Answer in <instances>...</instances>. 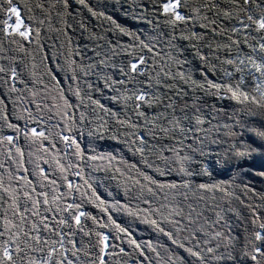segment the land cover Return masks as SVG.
Instances as JSON below:
<instances>
[{
	"label": "trees",
	"instance_id": "1",
	"mask_svg": "<svg viewBox=\"0 0 264 264\" xmlns=\"http://www.w3.org/2000/svg\"><path fill=\"white\" fill-rule=\"evenodd\" d=\"M19 2L21 15L28 17L24 23L32 28V32L30 40L15 35V40L20 43L11 42L12 37L0 33V67L8 70L0 73V99L4 101L0 105L3 110L0 115L7 116V121L0 119V141H3L0 143V164L4 166L0 168V175H3L6 185L11 173L14 187L19 186L29 192L34 187V199L37 193H48L49 204H41L40 211L49 218L58 216L54 210L44 211L45 208L55 209L56 205L51 202L53 196L62 197L58 201L61 207L73 201L82 205V210L89 214L85 232H91V235L76 231L73 239L83 251L78 253V261L73 258L75 264H91L92 261L98 264L101 255L106 264H167L169 257L176 264H190L194 258L153 226L150 223L152 220H156L166 232H172L186 247L198 241L202 249L216 247V242L208 240L211 235L202 236L204 227L209 230L208 234L215 235L217 231H223L219 226L225 222L232 227L224 228L226 233L232 237L240 236V241L234 244V260L216 261L212 254H206V264H252L241 252L245 237L254 228L258 229V225L251 223L253 209L264 222V210L256 207L258 202H254L258 199L264 204V175L259 174L264 172V140L255 135L256 131L264 130V109L250 100L239 103L229 98L230 93L213 95L211 93L215 89L206 91L207 85L205 88L199 85L204 82L205 74L212 82L224 84H235L243 75L242 90L259 100L260 92L255 87L259 81L247 71L236 72L235 66L225 61L237 55L243 58L251 54L249 45L256 43L252 37L258 39L264 33L252 32L247 44L243 42L242 32L234 34L231 30L239 27L238 19L244 13L238 12L231 0H214L217 9L209 11L203 8L200 18L188 24L178 22L175 28L167 23L168 16L163 13L165 0H86L87 6L78 3V0H69L68 8L57 0ZM41 2L45 3V10L35 7ZM197 3L199 0H190L192 7ZM89 8L97 13L103 12L104 16H93ZM217 10L219 15H216ZM180 11L188 10L181 8ZM224 11H232L233 15L224 17ZM204 15L217 20L220 34L201 26ZM109 16L115 23L107 19ZM3 18L4 14H0V20ZM12 19L15 20V17ZM117 25L134 35H125ZM193 33L199 38L192 36ZM149 37L152 38L154 52L144 50L147 59L145 74L137 77L143 82L137 86L154 97L151 107L141 109L145 112V119V116L137 115V102L125 98L129 92L125 91L124 85H109L112 80L124 79L119 69L127 67L131 59L128 53H139L136 47L139 40L148 42ZM237 39L241 41L239 48L232 44V40ZM12 68L17 72L15 81L10 79ZM229 72L233 73L231 77L227 75ZM180 73H183V78ZM255 75L258 77L259 73ZM13 85L15 91L12 90ZM127 88L132 89L133 85L128 84ZM261 91H264V84ZM65 99L71 107L65 104ZM236 111L240 115L226 118L227 114ZM219 115L225 117L221 119ZM198 117L203 123H196ZM9 122L22 130L19 135L8 127ZM218 122H238L243 128L246 126L248 134L245 139L241 141L239 137L237 142L228 140L226 143L228 148L237 143L247 144L254 151L244 158H232L231 164L228 162L227 167H222L220 153L224 150L223 146L218 145V148L213 144L211 147L213 141L210 139L197 146L204 139L201 132H207ZM25 128L29 130L27 137L23 133ZM32 128L38 132L43 130L47 139L32 136ZM162 128H169L170 131L162 132ZM142 135L147 137L148 142L143 153L136 151L140 146L138 138ZM8 136L14 138L12 144L4 139ZM65 136L69 138L67 141L63 139ZM73 140L75 143H72ZM189 146L202 148L205 154L193 153ZM17 148L23 156L16 151ZM115 151H125L129 154L127 160L134 158L144 164L151 170L147 175L158 182H175L178 185L185 181L175 177V174H180V164L170 163L168 175H161V169L156 165L160 164L162 157L177 159L176 153L192 155L193 162L185 164L193 172V176H186L191 186L156 190L143 179V174H146L144 167L142 175L141 171L127 169ZM146 162L152 163L153 167H148ZM205 166L209 174L202 171ZM20 177H26L31 185H26ZM215 179L228 180L231 186L228 183H225L226 187L221 185L222 189H228L226 194L230 192L229 195L240 202L248 201L238 207L227 202L224 207L221 202V212H215L209 201L213 191L199 188L202 183L211 185V180ZM137 180L140 184L136 183ZM141 184L145 187L141 188ZM149 187L153 191L149 192ZM25 200L21 197L22 208ZM123 200L128 202L118 206ZM27 203L31 209V201ZM235 203L240 205L237 200ZM5 208L7 205L0 207V216ZM226 210L241 216L246 214L245 224L248 225L244 227L245 236L241 234V228L231 226L233 222H229L230 218L224 213ZM176 212H182L183 218L175 217ZM189 213L195 221L193 224L188 223ZM216 215H220L218 225ZM91 216L96 217V222ZM204 216H207V222H204ZM37 219L29 213V220ZM173 220H181L180 229L174 226ZM15 222L19 223V220ZM239 224L242 225V221ZM209 225L211 228H208ZM64 231L69 230L65 228ZM194 231L198 239H189ZM96 232L108 236L109 247L104 253H100ZM43 235L51 234L45 231ZM5 238H0V241ZM21 239H24L23 233ZM132 240L141 248L137 249L130 243ZM203 241L209 242L208 245H201ZM149 244L151 248L147 247ZM221 244L217 254L224 251L223 242ZM68 247L71 248V245Z\"/></svg>",
	"mask_w": 264,
	"mask_h": 264
},
{
	"label": "snow or ice",
	"instance_id": "2",
	"mask_svg": "<svg viewBox=\"0 0 264 264\" xmlns=\"http://www.w3.org/2000/svg\"><path fill=\"white\" fill-rule=\"evenodd\" d=\"M234 8L240 12L244 13L243 17L238 19L239 27L232 28V32L235 33H243L244 34V43H248V38L251 36L252 32H256L258 34L264 33V0H231ZM57 3H63L65 8H68L69 0H57ZM78 3L87 6L86 0H78ZM254 6V7H250ZM54 6V5H53ZM36 8L45 10V3H37ZM187 9L188 11L181 12L180 9ZM203 8H207L209 11H213V9H217V5L214 3V0H199V3L196 4L195 7L190 5V0H165L163 3V13L168 16L167 23L170 24L173 28L177 27L178 22H182L184 24H188L191 21L197 20L201 17V11ZM89 11L92 12L93 16H104L103 12L97 13L89 8ZM22 9L20 7L19 0H0V14H4V18L0 20V33H6L9 37H12L13 43H20L15 40V35H19L24 40H30V34L32 32V28L29 25L24 23V20L28 17L21 15ZM216 15H219V11L217 10ZM233 15L232 11H224V17H231ZM13 16L15 20H13ZM108 20L112 21V18L107 17ZM204 23L201 25L206 29H210L215 34H220L218 32V25L216 19H209L207 15L202 17ZM115 23V21H112ZM43 24V21H40ZM119 30L125 35H134L133 33L127 32L124 28L117 25ZM23 28L24 30H21ZM251 30V31H249ZM36 35H39L37 31ZM197 39L195 33L192 34ZM139 39V37H136ZM192 38V37H186ZM231 39V38H230ZM253 40L256 41L255 44H250L249 47L251 49V54H246L243 58L237 55L234 59H227L225 62L234 65L235 71L239 73H244L247 71L248 75L252 76L254 80H258L259 82L256 84V90L260 92V99L258 100L256 96H249L246 91L242 90V86L244 84V76L241 75L239 80L235 83H214L207 78L205 74V80L199 86L201 88H205L206 91H210L211 89H215V92H212L213 95H219L222 92L230 93L231 96L229 98L236 100L239 103H246L249 100L251 103L256 104L260 109H264V91H261V85L264 84V35H259V38L253 36ZM148 42L145 40H139V44L136 46L139 49V53L129 52V56L131 59L128 61L127 67L121 66L119 71L124 76V79L121 80H112L109 86L120 84L125 86V91L129 92V95L125 98L128 100H135L137 103L135 104V108L137 109V115L145 116V112L141 111L145 106L151 107L154 102V97L150 95V93L143 90L142 87H138L137 85L142 84L143 82L137 80L138 76H143L145 74V69L147 66L146 55L144 54V50L147 52H154V46L151 43L152 38H147ZM241 41L239 39L232 40V44L236 45L239 48ZM21 47L23 45L21 44ZM205 59V57H202ZM254 70V71H253ZM8 70L4 67H0V73H5ZM259 73L257 77L255 74ZM183 78V73H180ZM228 76H232L233 73H227ZM17 78V72L15 68L11 69L10 79L15 81ZM195 83V82H193ZM132 84L133 88L128 89L127 85ZM12 90L15 91L14 85L12 86ZM63 98V97H61ZM65 104L68 107L71 105L65 99ZM98 103V102H97ZM4 101L0 99V105H3ZM39 108V105H37ZM103 108V105H100ZM171 107V105H169ZM3 110L0 109V112ZM0 119H4L7 121L6 115H0ZM35 119V118H33ZM145 119L147 117L145 116ZM178 123V122H177ZM197 124L203 123V121L198 117L196 120ZM135 127V125H132ZM8 127L13 129L18 135L21 133V129L9 122ZM227 131L225 135H235L232 132L231 126L226 125ZM162 132L168 133L170 131L169 128H162ZM180 131L183 133L184 129L181 128ZM191 131V130H189ZM24 135L27 137L29 135V130L27 128L23 129ZM30 134L32 136L44 137L45 132L43 130L37 131L36 128H32L30 130ZM153 135H155L153 133ZM255 135L259 137L261 140H264V130H258L255 132ZM18 138V136H17ZM9 144L13 143V137L8 136L4 138ZM65 141L69 138L67 136L63 137ZM139 147L136 151L143 153L144 149L148 146L147 137L140 136L139 138ZM135 142V141H134ZM216 141H213L215 143ZM3 143V141H0ZM75 143V140L72 141ZM182 143V141H181ZM70 147V145H66ZM77 149H79V145H76ZM191 152L196 153L199 152L201 155H204V151L202 148L189 146ZM21 156L23 153L19 148L16 149ZM254 149L247 144L237 143L230 147L229 156L230 158H244L250 155ZM9 156H11V152H9ZM177 159H170L168 157H162L160 164L156 165L158 169H161V175L170 174L169 164L170 163H179L180 168L179 171L181 174L191 177L193 176V172L189 171L187 167H185L186 163H191L194 160L192 155H183L181 156L179 153H176ZM148 167H153L152 163L146 162ZM3 164H0V168H3ZM164 169H169L168 171H164ZM26 172L27 169H24ZM202 171L205 174H209L207 172V167H203ZM44 170L41 169V173ZM199 175L200 173H196ZM260 175H264V172L259 173ZM9 183L6 185L4 181L3 175H0V207L3 205H7V208L4 209L3 215L0 216V238H4L0 241V264H75V261L79 260L78 253L83 251V248L77 247V242L73 237L76 235V231H80L85 233V235H91V232H85V224L87 219L89 218V214L82 210V205L73 201L72 203H67L63 207L58 203L59 200L62 199L60 196H53L51 202L56 205L55 209L45 208V213L49 211H55L58 216H53L49 218L46 214L42 215L40 211L41 204L48 205L49 204V196L46 192L37 193V198L34 199L32 193L36 192V189L33 187L31 192L27 190H21L19 186H13L11 183L12 174L9 173ZM47 179V176H44ZM20 179H24L26 181V185H31V181L27 180L26 177H20ZM143 179L148 181L149 184L157 185L159 188H177L184 187L189 188L190 182L183 181L181 184H177L175 182L172 183H159L152 176L143 174ZM53 183H55L53 181ZM137 184H140V181H136ZM71 187V185H69ZM145 185L141 184V188H144ZM200 189L209 190L210 188H221V185H208V184H200ZM148 191H153L152 188H148ZM21 197L26 198L24 206L22 208L20 204ZM39 197H42L41 200ZM28 201H31V209L28 206ZM34 209V210H32ZM10 210V211H9ZM194 211V209H193ZM29 213L33 217H37V220H29ZM176 216L182 217V212H176ZM11 216V218H10ZM252 221L251 223L254 226L258 225V229L254 228L248 236L245 237V243L242 249L241 254L250 260L252 264H264V222H261V217L252 210ZM83 218V222H82ZM94 222H96V217H90ZM19 220V223H16V220ZM111 219V217H109ZM51 221V222H49ZM177 229L181 228V220H173L171 221ZM150 223L157 227L158 230L169 237L173 244L177 245L179 248H183L189 256L193 257L194 260L190 262V264H206V254H212L213 259L216 261H232L234 260L233 252L235 251L234 238L231 235H225L221 231H217L215 233V237L217 239L224 241V251L217 254L220 245L214 247H207L206 249H202L197 241L195 244L186 247L183 242H181L172 232H166L163 227L157 223L156 220L150 221ZM188 223L193 224L195 221L192 219L191 213L188 216ZM104 227L105 225H100ZM27 228V230H25ZM67 228L69 231L65 232L64 229ZM15 229V231H13ZM124 231L123 229H120ZM48 232L50 236H44L43 232ZM21 233H23L24 239H21ZM196 232H192L190 234L189 239H194L196 236ZM95 235L99 237L97 240V245L100 246V253H104L105 250L109 247L107 241L108 236L103 235L100 232H96ZM130 243L134 244L137 249L141 248V245L137 244L134 240L130 241ZM71 245V248L68 247ZM147 247L151 248V244L147 245ZM124 252V249L120 250ZM155 251V249H153ZM35 253H41L42 255H35ZM85 255H88L85 252ZM141 255H143V250L141 251ZM75 258V261L74 259ZM147 259V258H146ZM183 258H181L182 260ZM91 264H96V261H92ZM98 264H106L103 259V255L98 257ZM167 264H176V261L173 260L172 257L168 258Z\"/></svg>",
	"mask_w": 264,
	"mask_h": 264
},
{
	"label": "rangeland",
	"instance_id": "3",
	"mask_svg": "<svg viewBox=\"0 0 264 264\" xmlns=\"http://www.w3.org/2000/svg\"><path fill=\"white\" fill-rule=\"evenodd\" d=\"M240 112L239 111H236V113H233V112H230L229 114H227V117L226 118H234V117H237L236 116V114L237 115H240L239 114ZM235 114V115H234ZM225 117V116H224ZM222 115H219V118H224ZM220 120V119H219ZM226 125H228V126H231V129H232V132L233 133H235V135H225V133H226V131H227V128L225 127ZM246 126H244V128H243V126L240 124V123H238V122H234L233 124H231V123H229V124H226V123H217V124H215L211 129H209V130H207V132H206V130L204 131V132H201V135L203 136V138L204 139H202L200 142H198L197 143V146H199L200 145V143L202 142V143H204V140L206 139V140H211V142L212 141H216L215 143H210V145H211V147L212 146H214L215 145V147H218V145H220V146H223L224 147V150H222V152L220 153L221 155V158H222V164H221V166L222 167H227V165H228V162H229V164H231L232 163V161H233V159L232 158H230V156H229V151L228 150H230V148H228V145H227V141L228 140H235L236 142H237V140L239 139V137L241 138V141H242V138L243 139H245V136L248 134L247 132H246ZM208 134V135H207ZM214 144V145H213ZM209 145V146H210ZM225 146H227V147H225ZM194 147V146H193ZM230 147V146H229ZM219 148V147H218ZM116 153H117V155L120 157V158H122V161L123 162H125V165H126V168L127 169H133V170H135L136 172L137 171H141V175L143 174L142 172H143V165L144 164H142V163H140V162H137L136 160L137 159H134V158H132V160H127V157L129 156V154L127 153V152H125V151H123V152H120V153H118L117 151H115ZM109 155H111V153H109ZM114 156V155H113ZM131 157H133V156H131ZM175 164H178L179 165V163L177 162V163H174L173 165H175ZM144 169H145V172H146V174H148V173H150L151 172V170L150 169H148V168H145L144 167ZM228 174H229V176H230V173L228 172V171H226ZM175 177H176V179H178V180H185L186 181V176L185 175H183V174H175ZM229 180H231L230 178H229ZM224 181V180H223ZM222 180H220V179H218V180H211V185H223V187H226L227 185L225 184V183H228V185H230V183L228 182V180L227 181H224L223 182ZM159 183H161V182H159ZM231 186V185H230ZM151 187H154V189H161V188H159V187H157V185H151ZM211 189V191H213L212 193H214V191L216 190V191H220L221 189H217V188H210ZM227 190L228 189H222L221 191H223V192H216L215 191V195L213 196V194L211 193L210 194V203H211V205L215 208L214 210H215V212H221L220 210H221V208H220V206H219V204L221 203V202H223V205H224V207H226L225 206V204H226V202H227V204L228 205H234V206H241V205H243V204H245V202L244 201H248V199H245L244 201H242V202H240L241 200H239V199H234L233 198V196L232 195H229L230 194V192H229V194H226L227 193ZM261 193V192H260ZM260 195V194H259ZM232 199H234V200H232ZM238 201L239 203H240V205L238 204V203H235L234 204V201ZM126 202H128V200H123V202H121L122 204H118V206H120V205H124ZM244 202V203H243ZM254 202H258V204H256V207H259V208H261V210H264V204H262V203H260V202H262L261 200H258V199H256ZM248 206H251L250 204L248 205ZM244 207V206H243ZM236 208V207H235ZM248 208V207H247ZM213 210V211H214ZM183 212H184V210H182ZM224 213H227V217H229L230 218V223H232L233 222V224H231V226L232 225H234V227H238V229H240L241 228V234L243 233L244 234V236H245V229H244V227H246L248 224H245L246 223V214H244V216L242 215H240L239 213H236L235 211H227L226 210V212H224ZM223 213V214H224ZM242 214V213H241ZM183 215V214H182ZM175 217H176V215H174ZM203 216V215H202ZM201 216V217H202ZM207 218V216H204L203 217V220H204V222H207L206 221V218ZM219 218H220V215H216V224H217V222H219L220 220H219ZM240 221H242V225H240L239 223H240ZM234 222H235V224H234ZM212 224V223H211ZM218 225V224H217ZM223 225V226H222ZM240 225V226H239ZM227 227V228H226ZM208 228H211V225H209L208 226ZM212 228H213V226H212ZM219 228H221L223 231H221V232H223L225 235H229V233L227 232H225V230H224V228L225 229H229V228H232V227H230V226H228V225H226V223L224 222L223 224H221L220 226H219ZM244 229V230H243ZM204 231H202V236L203 237H205V236H208V235H211V236H209V241L211 240V241H213V242H216V246H217V244H219L220 245V248H221V246H222V242H223V244H224V241L223 240H220V239H217L216 237H215V235L214 234H211V233H209L208 234V231L209 230H207V227H204V229H203ZM219 230V229H218ZM238 237H240V236H235V237H233L234 238V244H236V242L238 243V241H240V239L238 238ZM195 239H198V238H195ZM218 242V243H217ZM209 243V242H208ZM208 243L205 241H203L202 242V244L201 245H203V246H207L208 245Z\"/></svg>",
	"mask_w": 264,
	"mask_h": 264
}]
</instances>
